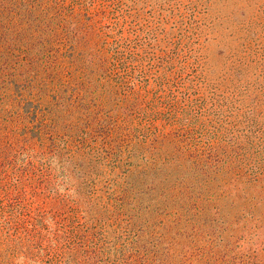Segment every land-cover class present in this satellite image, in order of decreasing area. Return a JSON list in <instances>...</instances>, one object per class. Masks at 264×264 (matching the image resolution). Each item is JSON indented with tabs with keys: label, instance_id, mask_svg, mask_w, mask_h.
I'll return each mask as SVG.
<instances>
[{
	"label": "rangeland",
	"instance_id": "374dc122",
	"mask_svg": "<svg viewBox=\"0 0 264 264\" xmlns=\"http://www.w3.org/2000/svg\"><path fill=\"white\" fill-rule=\"evenodd\" d=\"M0 264H264V0H0Z\"/></svg>",
	"mask_w": 264,
	"mask_h": 264
}]
</instances>
